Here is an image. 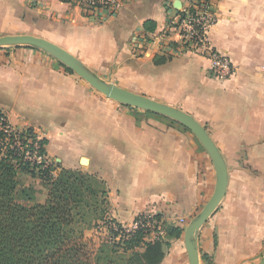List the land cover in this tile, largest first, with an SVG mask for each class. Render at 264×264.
I'll return each instance as SVG.
<instances>
[{
    "label": "crops",
    "instance_id": "crops-1",
    "mask_svg": "<svg viewBox=\"0 0 264 264\" xmlns=\"http://www.w3.org/2000/svg\"><path fill=\"white\" fill-rule=\"evenodd\" d=\"M187 0H127L114 14L85 17L61 0H0V37L30 35L77 58L97 78L192 116L206 130L227 168V188L198 230L200 264H259L264 253V0H214L217 22L210 47L226 54L233 76L207 77L208 62L160 37ZM146 21L155 23L143 32ZM143 36L144 54L133 43ZM155 59L161 61L155 64ZM49 54L29 47L0 48V113L18 131L46 140L59 169L105 183L109 215L131 225L160 215L182 228L211 198L215 170L187 129L159 115L104 98ZM23 192L46 185L19 174ZM21 183V184H22ZM43 197V198H42ZM32 199V197L30 196ZM160 264H189L180 239L169 240Z\"/></svg>",
    "mask_w": 264,
    "mask_h": 264
},
{
    "label": "trees",
    "instance_id": "trees-1",
    "mask_svg": "<svg viewBox=\"0 0 264 264\" xmlns=\"http://www.w3.org/2000/svg\"><path fill=\"white\" fill-rule=\"evenodd\" d=\"M179 8L172 5L176 12ZM143 30L154 32L155 23L146 21ZM161 62L155 59V64ZM65 70L72 73L68 68ZM6 125L0 113V264H160L169 240L182 237L184 230L166 226L160 215L150 218L139 215L134 221L162 222L163 237L151 239L149 231L143 227L125 232L109 215L103 181L66 169H59L55 177H50V167L41 169L38 164L23 161V154L16 148L10 149L15 138L33 139V131L16 130L7 136L3 129ZM5 138L8 143H4ZM38 145L41 154H45L46 140L41 139ZM19 174L38 178L46 185L43 204L25 206L16 201ZM109 219L115 223L117 231L108 226ZM100 225L108 238L92 250L94 247L84 233L99 229Z\"/></svg>",
    "mask_w": 264,
    "mask_h": 264
},
{
    "label": "built area",
    "instance_id": "built-area-1",
    "mask_svg": "<svg viewBox=\"0 0 264 264\" xmlns=\"http://www.w3.org/2000/svg\"><path fill=\"white\" fill-rule=\"evenodd\" d=\"M127 0H68L67 3L75 4L85 17H103L114 15ZM214 0H187L180 6L179 11H173L167 25L162 33L160 40L165 41L171 34L177 38V49L181 52L198 54L205 58L208 62L207 77L217 81H225L233 76V67L229 57L212 49L207 40V31L217 22V15L213 11ZM145 40L143 36L137 35L133 43V50L137 56L144 54L143 45ZM7 136L13 134V129L9 124L3 127ZM33 139L22 137L21 140L15 138L10 145V149L16 148L23 157V161L35 163L41 166V169L50 167V177L57 175V170L53 162L46 156L41 154V146L38 142L42 139L37 134ZM8 143L5 138L4 143ZM25 143V144H24ZM2 145V144H1ZM6 145V144H5ZM27 149V150H25ZM3 150V149H2ZM1 150V151H2ZM149 218L152 215H146ZM112 219V218H111ZM109 219L108 226L117 231L115 223ZM121 225V224H120ZM143 227L149 231L151 239L164 236V228L162 222L133 221L131 225H121L125 232Z\"/></svg>",
    "mask_w": 264,
    "mask_h": 264
},
{
    "label": "water",
    "instance_id": "water-1",
    "mask_svg": "<svg viewBox=\"0 0 264 264\" xmlns=\"http://www.w3.org/2000/svg\"><path fill=\"white\" fill-rule=\"evenodd\" d=\"M6 47H29L41 50L59 61L104 98L126 107L168 118L193 134L211 160L216 176L215 188L211 198L199 214L185 227L182 235L188 263L200 264L196 244L197 232L216 211L227 188V168L225 162L203 126L183 111L137 95L97 78L77 58L47 40L30 35L2 36L0 37V48ZM259 264H264V253Z\"/></svg>",
    "mask_w": 264,
    "mask_h": 264
},
{
    "label": "rangeland",
    "instance_id": "rangeland-1",
    "mask_svg": "<svg viewBox=\"0 0 264 264\" xmlns=\"http://www.w3.org/2000/svg\"><path fill=\"white\" fill-rule=\"evenodd\" d=\"M22 180L23 179L20 177L19 178L20 182L18 183V187H17L16 201L25 206H31L35 204V202H39L41 200V193H42L40 185L34 184L31 190L27 191V195H25V192H23L24 188H23ZM30 196L32 197V199L30 198ZM84 234L85 237L91 241L92 248L94 247L92 250H94L95 247H97L100 241H103L104 239L108 238L105 228L101 225L99 229L87 230L85 231Z\"/></svg>",
    "mask_w": 264,
    "mask_h": 264
}]
</instances>
